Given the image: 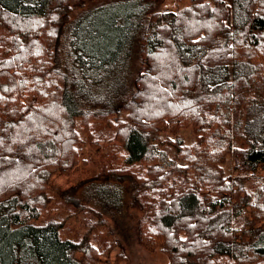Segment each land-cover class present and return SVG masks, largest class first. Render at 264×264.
Returning a JSON list of instances; mask_svg holds the SVG:
<instances>
[{
    "label": "trees",
    "instance_id": "trees-1",
    "mask_svg": "<svg viewBox=\"0 0 264 264\" xmlns=\"http://www.w3.org/2000/svg\"><path fill=\"white\" fill-rule=\"evenodd\" d=\"M191 2L0 0V264H83L89 237L63 218L94 217L105 251L101 214L128 207L168 264H264V127L234 147L246 96L264 97V0ZM169 114L196 144L160 134ZM96 126L90 158L78 130ZM79 163L95 176L55 184Z\"/></svg>",
    "mask_w": 264,
    "mask_h": 264
},
{
    "label": "rangeland",
    "instance_id": "rangeland-1",
    "mask_svg": "<svg viewBox=\"0 0 264 264\" xmlns=\"http://www.w3.org/2000/svg\"><path fill=\"white\" fill-rule=\"evenodd\" d=\"M116 1L119 0H78V2H80L79 4L84 3L83 7L86 6L84 9L88 10L90 8L95 9L100 6L109 5ZM143 1L153 3L154 9L156 10L183 11L186 8L192 6L191 0ZM208 1L214 5L215 0ZM98 16L99 13H96L93 16L92 21H96ZM3 35H5V37H7L6 35H8V37L11 36L10 33H4ZM262 35L264 36V34ZM247 55L251 59L260 56L257 51L249 52L247 53ZM258 90H253L246 96V104L243 106L242 113L240 116V140L234 142L235 148L248 149V147L254 142H258L262 136V131L264 127V97L260 94ZM162 118V124L158 127L161 135L163 134L171 138H179L188 147H191L197 143L199 138L198 134L194 133L190 128H186V124L179 126L177 121L174 120L175 118L170 117V114L163 115ZM117 119L118 117L115 118V120ZM106 123L110 127V124L108 122ZM111 123L113 124L112 121ZM88 129L89 134H87L86 130H83L82 128L78 130V133L79 136L82 135V137L85 138L84 150L90 152L93 147L91 141L100 138L103 134L106 133V129L102 126H96L94 128ZM260 130L262 131L260 132ZM88 136H90V140H88ZM93 150L95 149H92V155L90 158L94 156ZM104 151L110 152L112 158L117 154V151L114 150V146H109L105 149H100V152ZM83 167H87V165L81 163L75 164L72 168L69 169V171L71 172L70 175L65 174L66 170H62L61 168L57 167L59 170L54 178L55 184L59 185V187H61L62 185H66L67 187H69V184L79 183L82 180H86L95 176L97 171L94 170L93 167ZM262 174L264 175V172H262ZM67 180H70V182L68 183ZM81 194L82 189L81 192L75 193L73 195L77 196L74 197L77 200L81 201ZM91 207L96 208L95 206H93V204H86L87 209H91ZM93 211L96 212L95 210ZM122 212L123 208L122 211L118 210V208L115 207L113 209V213L117 214L116 216H119ZM258 213L261 217L264 215L261 210H259ZM135 216L136 211L129 207L127 208V211L125 210L123 212V215L121 217L111 219L110 217H108V215L101 214V218L105 220V223L108 227V230L104 232V239L106 241L114 240V246L105 251L97 247L99 245L101 248H105L102 243L99 242L101 238V230L87 225L88 222L90 220H93L94 217L80 214L78 211H72L71 217L69 219L63 218V223L64 228L67 229L66 231L71 234L73 238H75L78 242H81L80 240H83V237L85 236L89 237L90 242L88 240L87 242L91 244V247L89 246V249H91L87 252L83 250L81 251V253L77 254V257L81 259L83 264H168V256L164 252H162L159 247L154 248L142 241L140 225L138 226V220L140 215L138 217ZM69 222H71L72 225H70ZM263 224L264 218H262L260 221V225ZM94 226L97 227L98 223H95ZM95 247H97L99 250Z\"/></svg>",
    "mask_w": 264,
    "mask_h": 264
}]
</instances>
